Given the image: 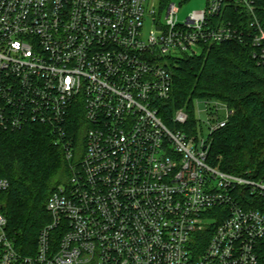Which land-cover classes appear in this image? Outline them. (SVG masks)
I'll list each match as a JSON object with an SVG mask.
<instances>
[{
  "label": "built area",
  "instance_id": "1",
  "mask_svg": "<svg viewBox=\"0 0 264 264\" xmlns=\"http://www.w3.org/2000/svg\"><path fill=\"white\" fill-rule=\"evenodd\" d=\"M257 9V0H206L179 20L175 2L159 0H0V130L49 126L70 170L47 198L50 221L31 255L7 236L0 202V264H264V213L252 206L264 170L252 178L207 159L233 110L195 98L186 130L183 109L174 128L159 114L176 57L247 35L264 64ZM8 184L0 176V192Z\"/></svg>",
  "mask_w": 264,
  "mask_h": 264
},
{
  "label": "trees",
  "instance_id": "2",
  "mask_svg": "<svg viewBox=\"0 0 264 264\" xmlns=\"http://www.w3.org/2000/svg\"><path fill=\"white\" fill-rule=\"evenodd\" d=\"M257 4L264 29V0ZM230 14L238 22L241 14ZM243 37L245 41L215 43L199 54L176 57L171 62V96L159 114L174 128L172 116L183 109L188 123L177 127L186 130L195 121V98L226 103L233 112L225 126L211 133L208 162L225 172L257 178L264 170V64L252 57L248 36ZM68 122V135L76 136L78 121L73 117ZM69 175L64 148L55 143L49 126L33 123L16 131L0 130V176L9 183L0 192L1 208L7 219L6 234L21 254L34 253L38 232L50 221L47 198ZM252 206L264 213V196H253Z\"/></svg>",
  "mask_w": 264,
  "mask_h": 264
},
{
  "label": "rangeland",
  "instance_id": "3",
  "mask_svg": "<svg viewBox=\"0 0 264 264\" xmlns=\"http://www.w3.org/2000/svg\"><path fill=\"white\" fill-rule=\"evenodd\" d=\"M158 0H154V3H157ZM170 2H175L176 6L178 7V18L179 20H183L192 10L200 9L206 6V0H171ZM206 103L203 100L197 104L196 110H199V118L201 119L198 122L197 126V136L198 138L205 139L208 136V127L206 124V114L204 112ZM220 115L224 114V110L221 109ZM83 142L79 137L78 140H75L72 146L73 152V159H79L83 153Z\"/></svg>",
  "mask_w": 264,
  "mask_h": 264
}]
</instances>
